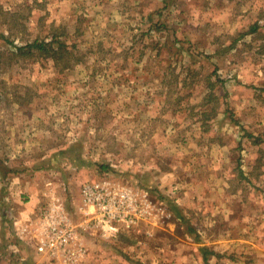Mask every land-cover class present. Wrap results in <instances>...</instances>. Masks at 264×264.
<instances>
[{
    "label": "rangeland",
    "instance_id": "374dc122",
    "mask_svg": "<svg viewBox=\"0 0 264 264\" xmlns=\"http://www.w3.org/2000/svg\"><path fill=\"white\" fill-rule=\"evenodd\" d=\"M53 32L73 66L19 49ZM87 183L127 221L47 259L45 214L86 221ZM34 258L264 264V0H0V264Z\"/></svg>",
    "mask_w": 264,
    "mask_h": 264
},
{
    "label": "built area",
    "instance_id": "2783aa9c",
    "mask_svg": "<svg viewBox=\"0 0 264 264\" xmlns=\"http://www.w3.org/2000/svg\"><path fill=\"white\" fill-rule=\"evenodd\" d=\"M113 190L110 183L84 185L81 211L88 212V217L80 224L72 223L62 205L54 203L39 228L41 235L39 233L40 239L36 244L38 251L51 259L64 257L72 262L85 253L79 230L100 226L112 229L115 235L118 230L115 224L127 221V207L132 204L133 199L125 198L124 193Z\"/></svg>",
    "mask_w": 264,
    "mask_h": 264
},
{
    "label": "trees",
    "instance_id": "16d2710c",
    "mask_svg": "<svg viewBox=\"0 0 264 264\" xmlns=\"http://www.w3.org/2000/svg\"><path fill=\"white\" fill-rule=\"evenodd\" d=\"M163 25V24H161ZM257 27L258 25L257 24H254L252 26V31H255L257 30ZM54 35H53V38L51 40H48L46 41L45 39H35L34 41L32 42H29L27 43L25 46H19V49L20 50H25V52H33V51H36V50H39L40 53H45L46 55L48 56H51V57H56L57 60L59 58H65V64L64 67H71L73 66V62H69V58L70 56L75 53V50L78 48V45L76 42H74L73 44H70L69 42H67V37H66V33H63L65 36V40L63 38H60V35L59 32H53ZM58 33V34H57ZM56 43V44H55ZM59 53V58L57 57V54ZM141 55H143V53H141ZM76 59L80 60V57H76ZM208 82H209V85L211 87H216V84H217V81H222L221 78H217L216 80H211L209 77H208ZM215 88H211V90L213 91ZM213 96H209L210 97V100H213ZM206 112V111H204ZM257 141V140H255ZM103 168L105 167H108V165H102ZM194 230V228H192ZM125 231V230H123ZM203 249L205 250L206 248L203 247ZM206 251V250H205ZM211 253H213V251H211ZM205 260H208V257L204 256Z\"/></svg>",
    "mask_w": 264,
    "mask_h": 264
},
{
    "label": "crops",
    "instance_id": "0c3cea01",
    "mask_svg": "<svg viewBox=\"0 0 264 264\" xmlns=\"http://www.w3.org/2000/svg\"><path fill=\"white\" fill-rule=\"evenodd\" d=\"M47 188H48V187H47ZM49 188H50V187H49ZM48 200H49V199H48ZM84 243H85V242H84ZM214 254H216V252H214ZM45 257H46L47 259H50V258H48V256H47V255H46ZM37 259H38V258H34V261H36V262H37V264H38L39 262L37 261Z\"/></svg>",
    "mask_w": 264,
    "mask_h": 264
}]
</instances>
